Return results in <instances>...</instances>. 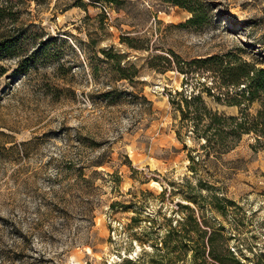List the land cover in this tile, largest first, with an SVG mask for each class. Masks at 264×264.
Segmentation results:
<instances>
[{"label": "rangeland", "instance_id": "rangeland-1", "mask_svg": "<svg viewBox=\"0 0 264 264\" xmlns=\"http://www.w3.org/2000/svg\"><path fill=\"white\" fill-rule=\"evenodd\" d=\"M201 1L0 0V264H122L188 214L264 264V138L209 151L180 112L238 113L215 56L264 68V0Z\"/></svg>", "mask_w": 264, "mask_h": 264}, {"label": "trees", "instance_id": "trees-1", "mask_svg": "<svg viewBox=\"0 0 264 264\" xmlns=\"http://www.w3.org/2000/svg\"><path fill=\"white\" fill-rule=\"evenodd\" d=\"M166 1L190 12L188 23L201 25L205 22L206 14L201 9L205 2ZM215 59L218 65L215 71L221 78V86H232L235 90L222 101L227 105H236L238 113L226 115L213 111L199 95L189 99L185 97V107L180 108V112L182 118L190 120L193 129L204 138V146L220 154L233 148L243 134L254 133L258 140L264 138V68L241 60H225L223 56H215ZM216 100L221 101V96L217 95ZM254 100L260 102V108L253 115L249 107ZM204 225L196 216L185 215L174 226L169 225L164 233L145 238L151 241L150 252H140L134 258L122 260V264H177L179 261L184 264H227L222 259L221 250L229 256V264H246L235 257L226 244L220 247L217 231L213 229L208 234Z\"/></svg>", "mask_w": 264, "mask_h": 264}]
</instances>
